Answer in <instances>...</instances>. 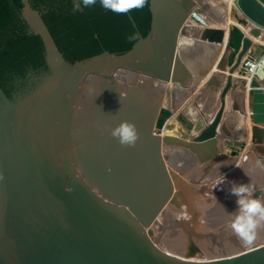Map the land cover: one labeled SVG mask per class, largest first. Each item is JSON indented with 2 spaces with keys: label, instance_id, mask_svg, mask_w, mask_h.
I'll return each mask as SVG.
<instances>
[{
  "label": "water",
  "instance_id": "water-1",
  "mask_svg": "<svg viewBox=\"0 0 264 264\" xmlns=\"http://www.w3.org/2000/svg\"><path fill=\"white\" fill-rule=\"evenodd\" d=\"M21 2L47 70L0 86V264H264V223L242 241L228 192L264 202V4L150 0L130 50L70 62Z\"/></svg>",
  "mask_w": 264,
  "mask_h": 264
},
{
  "label": "trees",
  "instance_id": "trees-1",
  "mask_svg": "<svg viewBox=\"0 0 264 264\" xmlns=\"http://www.w3.org/2000/svg\"><path fill=\"white\" fill-rule=\"evenodd\" d=\"M30 2L41 12L59 49L70 62L104 51L126 52L138 40L128 37L134 32L139 33V38L146 36L151 27L150 0L144 8L125 14L104 10L99 4L74 12L73 0ZM22 7L21 0H0V86L8 96H11L8 88L11 75L24 74L28 69L47 70L44 44L39 36L28 33V26L22 19ZM240 36L242 39L241 32ZM167 116L169 113L165 111L159 127L163 126Z\"/></svg>",
  "mask_w": 264,
  "mask_h": 264
},
{
  "label": "clouds",
  "instance_id": "clouds-1",
  "mask_svg": "<svg viewBox=\"0 0 264 264\" xmlns=\"http://www.w3.org/2000/svg\"><path fill=\"white\" fill-rule=\"evenodd\" d=\"M147 2L148 0H74L73 11H78L81 8H94L99 4L104 10L125 14L133 9L144 8ZM128 39H139V33H132ZM257 69L260 70L261 75H264V61L257 65ZM108 131L113 138L124 146L134 147L139 140V132L136 126L127 121L120 122ZM257 165L260 166L259 161ZM221 175L223 179L217 186L226 182V177L223 174ZM228 183L230 184L228 192L236 197L237 206V214L230 227L242 241L251 243L256 237L257 228L264 223V202L252 198L254 188L251 184L236 183L235 181Z\"/></svg>",
  "mask_w": 264,
  "mask_h": 264
},
{
  "label": "flooded vegetation",
  "instance_id": "flooded-vegetation-1",
  "mask_svg": "<svg viewBox=\"0 0 264 264\" xmlns=\"http://www.w3.org/2000/svg\"><path fill=\"white\" fill-rule=\"evenodd\" d=\"M34 72H36V71H34L32 69H28L24 74L11 75L10 79H9V83H8V88L10 90V95H11L9 97L23 93L27 90V88H30L31 86H33ZM158 123H159V121H158Z\"/></svg>",
  "mask_w": 264,
  "mask_h": 264
},
{
  "label": "built area",
  "instance_id": "built-area-1",
  "mask_svg": "<svg viewBox=\"0 0 264 264\" xmlns=\"http://www.w3.org/2000/svg\"><path fill=\"white\" fill-rule=\"evenodd\" d=\"M263 4H264V1L263 0H260Z\"/></svg>",
  "mask_w": 264,
  "mask_h": 264
},
{
  "label": "rangeland",
  "instance_id": "rangeland-1",
  "mask_svg": "<svg viewBox=\"0 0 264 264\" xmlns=\"http://www.w3.org/2000/svg\"><path fill=\"white\" fill-rule=\"evenodd\" d=\"M264 1V0H263Z\"/></svg>",
  "mask_w": 264,
  "mask_h": 264
}]
</instances>
